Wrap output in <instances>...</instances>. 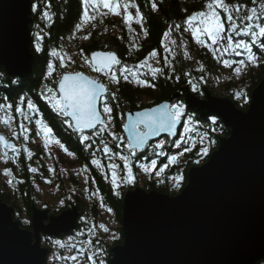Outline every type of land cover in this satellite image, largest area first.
I'll list each match as a JSON object with an SVG mask.
<instances>
[{"label": "trees", "instance_id": "trees-1", "mask_svg": "<svg viewBox=\"0 0 264 264\" xmlns=\"http://www.w3.org/2000/svg\"><path fill=\"white\" fill-rule=\"evenodd\" d=\"M135 4L139 7V10L143 16V27L147 31V36L140 29V25L132 23L133 31H129L128 27L121 23L120 20L111 19L109 16L97 17L93 23L95 28L89 25V39L87 43L81 41L79 34L75 30V25L80 22V16L82 12L81 0H32L31 3V23L29 25L30 37H31V53L33 56L32 69L29 76L24 78H14L5 73L2 67H0V104H12L11 110L7 108H0V116L3 113H9L12 117L14 125H19V120L23 118L22 115L15 112V107L20 106L26 111V100H32L38 108V112L35 114V119H39L47 124L52 129V134L55 139L62 143L65 148L74 153L76 160L82 165L84 164L88 176L94 182L96 190L99 192L101 203L105 208L113 211L115 219L118 221V227L116 228L119 237L112 243H105L102 237L98 235L91 240L89 244L95 251H97L96 260H104L107 255V249L110 246H115L122 243V229L119 225L121 217V197L123 193L132 188V185L122 184L116 190L113 189V185L110 181L108 163L106 155L102 150H97L99 140L102 138L105 142L109 143L113 152H116L119 148L115 147V142H112L111 138L104 133L102 137H95L96 144H93L91 149L85 150L84 144L80 142V134L67 126L64 123L66 119L62 115H59L54 111L51 106L41 96V92H45V86L55 88L59 73L64 72V68L59 67V59L51 55L53 50L58 53H65L68 47H75L79 53L84 57H88L91 50H106L115 52L121 59L122 64L132 67L137 65L140 61L148 55L149 52L156 50L158 53L164 50V45H167L171 49V55L168 52L162 54L159 63L153 64L150 60L148 63L152 67L163 68V75L157 74L155 77L151 75H143L147 71V68L140 69V79L147 80L152 86H142L138 84L131 77L128 81L120 79V82L111 86V83L106 80H102L109 88L107 94L108 102L113 108L112 117L114 131L117 135L123 137L122 125L124 122V115L127 111L140 109L144 107L142 105H150L160 102L162 100H170L175 94L181 91L183 87H188L192 90L189 80L196 84L198 88V95L202 93V87L206 86L213 95L216 96H229L233 103L242 110H245L248 106L250 93L257 83L264 77V49L259 47V44L253 46L252 51L256 56V62L248 63L247 54L244 53L240 56L235 55L232 51H216L215 54L209 47L197 44L190 33L183 31V22L186 16L193 12L203 9L205 0H134ZM229 4H244L247 8L256 7L259 10V4L264 0H256V4H253L252 0H225ZM156 4V9L153 10L152 4ZM38 5L36 11L32 10V5ZM44 12H48L50 19H46L43 15ZM242 16L247 14V9H242ZM235 15V13H234ZM176 24L181 25L179 32L173 30L169 40H175L173 45L169 41L162 42V36L165 31ZM73 34L74 37H73ZM39 35L41 39L37 41L35 37ZM248 40V37H242ZM234 39H241V37H234ZM206 40V38H205ZM182 41V45H181ZM41 46V51H35L36 43ZM222 43H226L223 41ZM135 44L136 47L131 46ZM206 44H211V41L206 40ZM213 48L219 47L213 45ZM131 48V51H130ZM185 52L188 56H185ZM167 57L171 63V67L165 66L164 58ZM224 60L232 62V67H225ZM239 60H245L247 66L242 67L243 72L240 76H234L232 71L239 65L235 62ZM53 62L56 65V73L48 79H45L47 64ZM80 66L75 65V71L80 70ZM201 68L203 70H201ZM229 71V75H225L227 79H223L222 82H218L219 78ZM188 73V75H185ZM201 77L203 79H201ZM110 93H115V99L112 98ZM237 93H240V98H237ZM21 97L25 98L24 103H21ZM148 102L147 104H145ZM188 114L194 116V120L191 123V131L184 132V126L182 124L180 133L183 134L184 140L179 148L175 147L171 141L176 139H164L166 141L163 151L164 156H156L148 150L137 153L139 160L144 157L145 162L150 161L153 158H157V164L163 165L164 163L169 166L164 172V177L161 182L148 181L144 183L146 191H158L166 193L168 195L177 194L182 187L186 184V171L195 164L193 161L198 159L197 152H199L201 146H209L208 141L205 140L203 145L200 143V137L205 132L208 133V137L215 141V144L211 145L209 153L217 147L216 135L227 136V131L222 123L217 122L216 126L211 125L210 121L206 118H201L196 115L192 110L186 108ZM28 115V112H25ZM31 114L29 113L28 116ZM186 119V117L184 118ZM32 122V120H31ZM31 130L29 133V139L36 136L37 132L33 125H27ZM222 126V129L221 127ZM215 127L216 130L211 129ZM28 139V140H29ZM19 145L18 153H13L7 150V158L11 159L10 164L12 168H16L15 173L18 174L16 183L11 181L10 184H0V199L1 201L12 206L15 210L14 218L19 222V225L23 229H30L29 223L25 221L29 220L30 216V204L32 202L38 203L35 189L34 179L45 176V168L40 167L41 160L38 156L39 150L36 151V157H30L22 148V144L28 146L30 150H34L33 145L29 142H25L23 135L18 137ZM90 143V141L86 142ZM123 147V146H121ZM191 148L190 152H184V148ZM123 153L128 154L127 149ZM95 151V155L99 156L103 167H97L96 165H90V159L93 157L92 152ZM2 154L4 151H1ZM183 152V155L179 153ZM32 153V152H31ZM178 156L174 164H169L168 156ZM207 157H204L202 162L206 161ZM38 162L36 165V173L29 171V167L34 160ZM120 163H123L119 159L115 158ZM9 162V161H8ZM201 162V163H202ZM15 166V167H14ZM17 166V167H16ZM132 167L135 168V162L132 163ZM35 168V167H34ZM123 171V168H121ZM177 175H182L181 187L179 189L173 188L175 180L172 179ZM22 181V182H21ZM38 181V180H37ZM36 181V182H37ZM134 188V187H133ZM115 191H119L120 195H115ZM76 203H80L76 199ZM96 206V205H95ZM92 208L95 214H98L96 208ZM63 208V207H61ZM55 209L56 212L61 210ZM22 215L25 217V221L22 220ZM82 219L80 217L79 221ZM79 225H86L85 221H80ZM87 226V225H86ZM83 230H75L70 233L76 240H83ZM59 237L58 239H62ZM46 243L49 245L52 243V239H46ZM53 248V247H52ZM98 249L100 251H98ZM53 252L50 249V253ZM83 252L88 254L83 249ZM61 250L58 251V254ZM260 264H264V259Z\"/></svg>", "mask_w": 264, "mask_h": 264}, {"label": "water", "instance_id": "water-1", "mask_svg": "<svg viewBox=\"0 0 264 264\" xmlns=\"http://www.w3.org/2000/svg\"><path fill=\"white\" fill-rule=\"evenodd\" d=\"M31 3L0 0V67L11 77L24 78L31 72ZM98 51L104 50H92L88 57ZM203 92L199 98L183 87L172 98L182 96L187 108L201 118L218 114L227 136H216L217 147L207 160L187 169L186 184L177 194L138 187L123 194L119 220L122 243L108 249L107 264L263 261L264 77L252 89L245 110L206 87ZM144 109L148 108L127 111L124 124L129 115ZM123 131L127 139L124 127ZM162 136L168 135L161 133L149 141ZM78 211V205L70 204L58 216L50 217L48 209L32 202L30 229H23L14 218V208L0 199V264H45L49 249L41 245V236L70 231ZM47 218H51V226L46 224Z\"/></svg>", "mask_w": 264, "mask_h": 264}, {"label": "snow or ice", "instance_id": "snow-or-ice-1", "mask_svg": "<svg viewBox=\"0 0 264 264\" xmlns=\"http://www.w3.org/2000/svg\"><path fill=\"white\" fill-rule=\"evenodd\" d=\"M252 2L253 4H256V0H252ZM81 5L82 12L80 22L75 25V30L77 32L81 31L85 25H91V27L95 28L96 25L93 21H95L98 16L102 19L105 15L111 14L121 16L129 31H133L131 26L132 23L139 24L141 31L147 36V31L143 27L142 13L134 0H81ZM37 8L38 5H32L33 11H36ZM152 8L153 10L156 9L155 3L152 4ZM121 9H123V11H121ZM130 9H135L134 15ZM242 9H247L246 15L242 16L240 14ZM43 15L46 19L51 18L48 12H44ZM183 24L184 32L190 33L191 37L197 44L209 47L214 54L216 51L221 50L232 51L237 56L246 53L247 62L254 64L257 58L252 51L253 46L259 44V47L264 49V2L259 4V10H257L256 7L249 9L244 4H229L225 2V0H205L203 9L186 16ZM173 30L179 32L181 30V25L176 24L174 29L169 27V29L163 33L162 42L169 41L173 45L176 43L175 40H169ZM74 35L75 34H73V37ZM89 35H85L83 39H89ZM234 37H241V39H234ZM242 37H248V40H245ZM205 38L207 41H211L210 45L206 44ZM35 39L39 41L41 37L37 35ZM223 41H226V43H222ZM213 45H218L219 47L213 48ZM131 47L135 48L136 45L133 44ZM35 51H41V46L38 42L35 45ZM164 51L171 55V49L167 45H164ZM51 55L59 59L60 68L63 69L67 66L64 58L56 50H53ZM157 56L158 52L153 50L137 65L129 67L122 64L121 59L115 52L98 51L93 52L90 58L84 57V64L93 72L101 73L106 76L109 83L118 84L120 79L128 81L131 77L138 84L151 87L152 85L147 80L140 79V69L147 68V71L143 73L145 76L151 75L155 77L157 74L163 75V68L152 67L148 63L149 58H155ZM185 56H188L187 52H185ZM69 60L71 63H75L71 58H69ZM157 62L159 63V61ZM235 63L239 66L235 67L233 70L239 75L242 71L240 66L247 65L245 60H239ZM164 64L165 66L171 67V63L167 57L164 58ZM223 64L225 67H232V62H229L228 60H224ZM201 70L203 69L201 68ZM54 73H56V65L50 61L47 64L45 79L52 77ZM185 75H188V73H185ZM201 79L203 78L201 77ZM54 83L57 87L53 88L46 85V92H41V96L54 111L67 118L64 120V123L80 134V142L84 144L85 150L91 149L93 144H96L95 137H102L105 132L111 137L112 142H116V148H121V146H123L127 149V155L122 152H113L109 143L105 142L102 138L99 140V145L97 146V150H102L110 161L115 157L123 162V171L125 172V175L123 176H118L117 174V169L120 167L118 164L109 163L107 166L108 170L111 172V183L114 190L125 183L128 185L134 184L135 178L131 162L134 158L137 160L139 159L137 153L143 152L145 148L149 147L148 141L152 137L159 136L161 133H167L169 137L176 136L177 132L175 129L180 123H183L185 133L192 130L190 125L194 120V116L187 113L185 103L165 102L152 108L137 111L134 116L129 115L127 123L123 125L128 133V138L125 142L124 137L117 135L109 128L113 119V108L108 102L106 94L109 93V88L105 83L98 78L85 75L81 71L64 72L60 74L59 80L54 81ZM189 84L191 85L193 92L199 91L196 84L191 80H189ZM110 94L112 98L115 99V93ZM236 95L237 98H240L241 96L240 93H237ZM189 99L190 102L196 103L194 98ZM24 101L25 98L21 97V103H24ZM12 107L13 105L10 103L7 105L0 104V108L11 110ZM26 109L31 113L38 112V108L32 100H26ZM15 112L22 115L25 120H28L29 122L31 121V117L25 113L24 108L16 106ZM185 117L186 119H184ZM8 119L10 120L11 117ZM206 119L210 121L211 125L216 126L218 114L208 115ZM35 123L37 125V135H40L42 132L43 136L47 138L50 133H52V129L47 124L41 126V120L37 119ZM19 127L20 132H14L13 137L18 138L20 135H23L24 141L27 142L29 137L26 133L29 132L30 129L25 127L23 123H21ZM220 127L222 129V126ZM85 129L92 130L91 135H85ZM211 130L215 131L216 128L213 127ZM183 140L184 136L183 134H180V139L171 141V143L179 148ZM205 140L208 141L209 146L200 147L199 152H197V157L199 158L193 161L195 164H200L203 158L209 155L211 145L215 144L214 140L209 139L207 132L200 137L201 145H203ZM88 141H90V143H86ZM57 143H59V141H57ZM165 143L166 141H158L155 145L151 146L153 154L156 156H164L165 152L163 149ZM0 147L11 150L14 154L19 152V149L14 144L8 142L4 136H0ZM45 147H47V139H45ZM60 147L67 152L68 155H74V153L68 151L62 143L60 144ZM191 150V148H184V152H190ZM24 151L28 153L30 158V150L25 147ZM183 154V152L179 153V155ZM92 156L93 159L91 160V164L96 165L97 167H103L101 162L95 158V151L92 152ZM167 159L169 164L177 162V156L175 155L168 156ZM138 166L145 173H149L157 168V160L151 159L150 163H142ZM168 166L169 165L166 164L163 167H160L155 174L159 175ZM49 170L52 171V169ZM29 171L34 173L37 169L29 167ZM4 174L9 175L10 170L5 169ZM172 179L175 180L173 188L179 189L181 187L183 176L177 175ZM9 183H11V181H9ZM115 195L119 196L120 192L115 191ZM64 203V200L60 201L61 206H63ZM108 211H111V209H108ZM25 223H28V221H25ZM101 227L103 228V231H109L107 227H104L103 225H101ZM117 238V235L113 233L112 239L115 240ZM88 243L91 244V241ZM98 251L100 250L98 249ZM85 256L89 261V264H105L104 260H99V262H97L96 253L91 255L85 253ZM65 259L75 261L77 256L67 257Z\"/></svg>", "mask_w": 264, "mask_h": 264}, {"label": "rangeland", "instance_id": "rangeland-1", "mask_svg": "<svg viewBox=\"0 0 264 264\" xmlns=\"http://www.w3.org/2000/svg\"><path fill=\"white\" fill-rule=\"evenodd\" d=\"M121 11H123V9H121ZM130 11L134 15L135 9H130ZM105 16H109L111 19L120 20L121 23L124 24L123 18L121 16H115L111 14H108ZM88 33H89V25H85L79 34V37L82 42L87 43L88 39H83V37L85 35H88ZM63 58L67 65L64 68L65 70L64 72H74L75 65H78L81 68L80 70H77V71H81L90 77H95L100 80L103 79V80L108 81V78L106 76L102 75L101 73L93 72L87 65L84 64L83 56L79 53V51L75 47L73 46L68 47L65 53L63 54ZM69 58H71V60H74L75 63H71ZM151 62L155 64L158 63L157 61H151ZM240 67L242 68L243 66H240ZM231 73H233L234 76L238 77L243 72H241L239 75H237L234 71H232ZM226 74L229 75L230 74L229 71H226L219 78L218 80L219 83L222 82L223 79H227L225 76ZM58 76H60V73ZM14 78H18V77H14ZM115 85L116 83H111V86L115 87ZM25 112H28L27 109ZM29 113L31 114V116L36 114V113L28 112V115ZM9 117L10 115L8 112L6 114L3 113V115L0 116V135H3L7 139V141L13 142V144L18 148L19 140L18 138L13 137V133L20 132L19 126L21 123H23L25 127L27 128H28L27 125L29 124L33 125L37 132V125L35 123L37 119H35L34 117H31L32 122L31 121L29 122L28 120H25L23 117L22 119L19 120L20 122H19V125L17 126V125H14V123L12 122L13 118L11 117V119L9 120L8 119ZM43 125L44 123L41 122V126ZM109 128L112 131H114L115 129L113 125V119H112L111 125H109ZM30 131L26 133L28 137H29ZM45 139H47V147H45ZM29 140H28L29 144L36 147L35 151L30 150L28 146L26 145L24 146L22 144L21 146L23 150L25 147H27L30 150V152L34 151L35 157L37 156L36 151L39 150L38 156H40L39 159L41 160V164H42L40 165V167H43L46 169L45 176L41 178L36 177L34 179V181L38 180L37 182L36 181L34 182L38 203L34 202V204H36L39 208L48 209L49 212L51 211L53 212V210L55 209L57 210L61 207L65 208L67 205L71 203L76 204V199H78L80 201V206L81 208H83V211H84V217L82 216V219L80 221H85L87 225V226L86 225L84 226L85 238L83 240H76L73 236H66L63 239L52 240L51 245L50 244L45 245V242L42 241L41 244L43 247H47L49 249H52L53 251L49 254L46 264H89V261L86 259L85 253L83 252V249L85 248L88 255H91L93 253H96L97 255L98 252L95 251L88 243L89 241L93 240V238L97 235L99 237H102L105 243L110 244L113 241L117 240V239L115 240L112 239V234L115 233L117 237H119V234L116 231V228L118 227V221L115 219L113 211L112 210L108 211V208H105L103 204L101 203L99 192L95 189L94 182L88 176L87 170L84 164L81 165L80 163L76 161L73 155L70 156L67 154V152L61 149L60 147L61 143H57V140L51 137V134L47 138H45L42 132L40 135L36 134L35 137L30 138ZM1 151H4V153L2 154ZM6 151L7 149L0 148V184H10L9 181H13V183H16L17 181L16 177H18V174L15 173L17 169L12 168L13 164H10L11 159L7 158ZM95 158L101 162L99 156L95 155ZM178 159L179 157L177 156V160ZM106 160H107L108 165L109 163H116L120 166L117 169L118 176L125 175V172L123 173L121 170V168H123V163H120L118 160L114 159V157L111 161L108 159V157ZM142 163H150V161L148 162L142 161V162L135 163V168L133 169H135L136 171H133L132 169V171L135 173L133 174L135 178V182L134 184H132V188H129V190L133 189V187L145 189L144 183L148 181L161 182L160 180H162L164 177V172L166 171V169L163 172H161L159 175H156L155 172L158 171L160 167H163L164 165H166V163H164L161 166H158L156 169L152 170L149 173H145L138 166L139 164H142ZM36 165H38V162L35 159L34 162H32V165L30 167L36 168ZM5 169L10 170L9 175L4 174ZM49 169H52V171H50ZM109 176L111 177L110 171H109ZM61 200L65 201L63 206H61L60 204ZM94 206L96 210L98 211L97 212L98 214H94V212L92 211V208H94ZM22 220L23 221L26 220L23 215H22ZM101 225H103L104 227H107L109 231L108 232L103 231V228L101 227ZM77 245L80 246L79 254H78V251L75 249ZM110 247H113V246H110ZM59 250H61L60 254H58ZM107 252H108V249H107ZM72 256H77V259L75 261H72L70 259H65L67 257H72Z\"/></svg>", "mask_w": 264, "mask_h": 264}, {"label": "flooded vegetation", "instance_id": "flooded-vegetation-1", "mask_svg": "<svg viewBox=\"0 0 264 264\" xmlns=\"http://www.w3.org/2000/svg\"><path fill=\"white\" fill-rule=\"evenodd\" d=\"M161 51L162 52H160V53H158V56L157 57H155V58H149V59H151L152 61H158V60H160L161 59V57H162V54L165 52L164 50H162L161 49ZM148 56V55H147ZM146 56V57H147ZM162 101H168V102H170V103H176V102H182V96H180V97H177V98H172L171 97V99L170 100H162ZM161 102V101H160ZM148 102H146L145 104H147ZM159 102H157V103H153V104H150V105H142V106H144V107H151V106H154V105H156V104H158ZM144 107H141V108H144ZM51 134V137H53V134L52 133H50ZM147 149H151V146H149V147H147ZM116 152H122V153H125L126 152V150H125V148L124 147H121V148H119ZM31 156L32 157H35V155H34V151L31 153ZM144 158H141L140 159V161H142ZM137 161V159H133L132 160V162L131 163H133V161ZM78 162V161H77ZM79 163V162H78ZM90 163V165H92L91 164V162H89ZM93 166V165H92ZM157 167H158V164H157ZM132 169H133V167H132ZM133 174H135L134 172H133ZM96 189V188H95ZM76 205H78L79 206V211H78V214H77V216H76V220H75V225L73 226V228L70 230V231H60L58 234H56V235H52V236H50L48 239L49 240H51L52 238H59V237H62L63 236V234H70V233H72V232H74L75 230H83V228H84V225L82 224V225H79L78 223H77V221H79V219H80V217L81 216H83L84 217V211H83V208H81V206H80V203H76ZM70 206V204L69 205H67L65 208H62L59 212H56L55 210H53V212L51 211V212H49V215H50V217H56V216H58L63 210H65V209H67L68 207ZM94 214H95V212H94ZM53 222H52V220H51V218H47L46 219V224L47 225H50L51 226V224H52ZM55 226V225H54ZM85 236H83V238H84Z\"/></svg>", "mask_w": 264, "mask_h": 264}]
</instances>
